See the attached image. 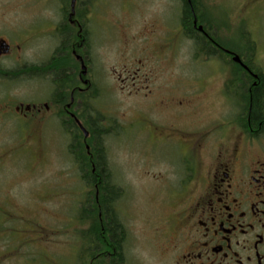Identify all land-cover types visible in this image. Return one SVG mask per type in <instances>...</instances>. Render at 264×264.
Instances as JSON below:
<instances>
[{"label": "rangeland", "instance_id": "1", "mask_svg": "<svg viewBox=\"0 0 264 264\" xmlns=\"http://www.w3.org/2000/svg\"><path fill=\"white\" fill-rule=\"evenodd\" d=\"M70 1L64 7L63 0H0V33L56 31ZM200 2L215 38L242 53L250 44L248 58L264 73V0ZM88 9L83 17L91 31L88 76L97 97L86 108L92 116L99 111L110 130L104 140L107 158L115 182L125 190L116 204L126 231L121 264H166L163 225L178 205V185L184 182L176 172L188 158L184 143L195 136L151 120L157 115L169 124L204 127L206 142L221 140L235 134L241 114L228 95L244 92L231 83L236 82L234 66L223 55L195 56L194 41L180 22L181 0H89ZM49 42L41 39L34 50L46 53L40 47ZM12 82L8 92L21 94L22 83ZM160 83H167V90H157ZM166 93L179 97L169 104L187 110L185 116L151 106V97ZM32 130L4 171L9 176L4 189L10 191L6 206L16 207L0 211V264H37L46 254L53 264H85L86 239L92 236L79 216L90 188L69 150L70 137L53 135L47 125ZM76 137L85 146L83 133Z\"/></svg>", "mask_w": 264, "mask_h": 264}, {"label": "flooded vegetation", "instance_id": "2", "mask_svg": "<svg viewBox=\"0 0 264 264\" xmlns=\"http://www.w3.org/2000/svg\"><path fill=\"white\" fill-rule=\"evenodd\" d=\"M88 3L89 0H75L73 4L71 0L69 11L63 9L64 20L56 31L45 33L44 29H36L35 33L26 30L19 35L0 33V173H3L0 174V211L7 207L14 211L16 207L10 202L6 206L9 190L4 187L9 176L4 171L8 160L13 158L12 153L24 144L31 129L40 132L45 125L52 127L53 135L64 133L70 137L69 146L75 142L77 133H83V143L90 154L91 147L85 138L90 137L92 117L86 108L93 92V82L88 76L91 31L83 18L89 12ZM63 4L65 7V0ZM195 33L204 36L203 41L216 53L215 57L225 53L233 59V51L213 39L214 34L211 37L199 29ZM43 38L50 42L39 46L41 51L46 50L40 55L34 49ZM83 65L86 74H82ZM244 69L251 76L237 81L244 93L239 95L235 91L228 95L234 107L239 104L241 112L232 136L206 142V132H201L204 127L169 124L157 115H154L157 120H151L156 126H170L180 134L188 131L195 136L183 142L188 158L181 160L176 172L184 182L178 185V205L163 225L162 236L166 239V257L169 258L166 264H264V120L253 117L255 92L260 87L264 107V78L256 76L249 65ZM12 80L24 86L21 94L8 92ZM166 84L160 83L156 89L167 90ZM145 96L144 100L148 98ZM157 97L150 100L157 110V107L166 111L177 108L169 103L179 97L167 93ZM176 110L179 116L188 112ZM159 133L164 135L165 131ZM92 209L88 207L85 221L90 228ZM102 215L100 212V217ZM105 219L106 215L103 224ZM120 223L125 227L122 220ZM103 229L105 235L100 248L96 247L98 250L93 248L92 238L86 239L85 264L97 261H100L97 264H109L120 257L124 260L126 239L115 243L106 225ZM0 257L4 259L3 254ZM44 257L37 264H49L47 260L53 264L48 254Z\"/></svg>", "mask_w": 264, "mask_h": 264}, {"label": "trees", "instance_id": "3", "mask_svg": "<svg viewBox=\"0 0 264 264\" xmlns=\"http://www.w3.org/2000/svg\"><path fill=\"white\" fill-rule=\"evenodd\" d=\"M181 2L182 13L180 16V22L186 32V35L194 41L195 56L199 57L201 55H206L207 57L214 58L216 53L211 51L208 47L209 44L207 45L203 41L204 36L199 33H195V30H198L194 26L195 18H197V25H203L204 30L208 32L207 34H209V36L213 37L215 29L211 26V23L208 21V19H206V15L202 13V4L200 0H190V3L188 0H181ZM62 26L65 29L67 28L64 23H62ZM213 39H215L222 47L233 51L234 54H238L241 57L243 63L247 66L249 65V68L257 73L256 76L264 78V73L257 69L250 62V60H248L252 53V47H250V44L246 46L245 52L242 53L233 48H229L228 46L226 47L221 41H219V39ZM220 54L223 55L225 59L229 60L232 66H234L232 71V77L234 79L232 80H236V82H231L230 80L232 84L238 85V80L251 77L244 67L241 64L235 62L232 57L227 56L225 53ZM94 86L95 84L93 83L92 99L97 97V92L94 91ZM261 90L262 88L260 87L255 92L253 101V117H255V119L258 121L260 119L264 120V107L262 105V100L260 99L262 94ZM83 100H85V97ZM102 117L103 116L99 113V111H95V114L91 117V124L89 125L90 137L87 139L85 138V141L91 147L90 154H88L85 146H82V144L77 142L78 137L76 138L75 142L70 144L69 149L71 154L74 156V161L78 167L79 173L82 174L83 180L86 181V187L90 188V197L86 196L85 201L82 203V214L79 216V219L86 223V217L88 216L87 209L90 206L93 208L94 212L91 214L92 225L90 230L94 249H99L100 244L104 239L105 231H103V225H106L110 238L114 240L113 242L120 244L126 239L125 227H123L120 223L121 220L119 219L118 213L116 211L117 201L124 195L125 190L115 182L114 175L111 171L104 142L110 130H108V127L102 124ZM100 212L103 213L101 216L102 218L100 217ZM104 215L107 216V219H105V224H103ZM111 262L112 264H121L123 263V258L120 257L119 259H113Z\"/></svg>", "mask_w": 264, "mask_h": 264}, {"label": "water", "instance_id": "4", "mask_svg": "<svg viewBox=\"0 0 264 264\" xmlns=\"http://www.w3.org/2000/svg\"><path fill=\"white\" fill-rule=\"evenodd\" d=\"M74 2H75V0H72V3H73V4H74ZM194 25H195L200 31H203V30H204L203 25H199V26L197 25V18L194 19ZM233 60H234L235 62L241 64L244 68L248 69V66L245 65V64L243 63V61L241 60V57H240L238 54H234V56H233ZM82 69H83L82 74H86L87 71H86V66H85V65L82 66ZM88 134H89L88 131H85V135L88 136Z\"/></svg>", "mask_w": 264, "mask_h": 264}]
</instances>
